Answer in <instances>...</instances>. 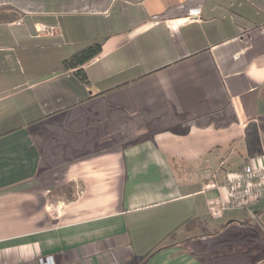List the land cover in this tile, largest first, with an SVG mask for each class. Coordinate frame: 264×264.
<instances>
[{
	"label": "crops",
	"instance_id": "obj_1",
	"mask_svg": "<svg viewBox=\"0 0 264 264\" xmlns=\"http://www.w3.org/2000/svg\"><path fill=\"white\" fill-rule=\"evenodd\" d=\"M262 159L264 0H0V264H264L201 174Z\"/></svg>",
	"mask_w": 264,
	"mask_h": 264
},
{
	"label": "built area",
	"instance_id": "obj_2",
	"mask_svg": "<svg viewBox=\"0 0 264 264\" xmlns=\"http://www.w3.org/2000/svg\"><path fill=\"white\" fill-rule=\"evenodd\" d=\"M201 174L205 188L218 193L207 203L208 215L214 221L220 220L228 212L251 213L252 207L264 200V159L248 163L240 170L226 174L223 179L217 170L210 167H206ZM39 264L53 262L51 258L47 261L41 259Z\"/></svg>",
	"mask_w": 264,
	"mask_h": 264
},
{
	"label": "trees",
	"instance_id": "obj_3",
	"mask_svg": "<svg viewBox=\"0 0 264 264\" xmlns=\"http://www.w3.org/2000/svg\"><path fill=\"white\" fill-rule=\"evenodd\" d=\"M102 48L103 41L77 47L75 53L69 59L64 61V69L66 71H76L77 75L81 77V80L86 81L87 77L84 67L101 54ZM80 190L81 188H78L76 185H67L57 189L55 194L57 197L63 196L70 200H74L80 193Z\"/></svg>",
	"mask_w": 264,
	"mask_h": 264
},
{
	"label": "rangeland",
	"instance_id": "obj_4",
	"mask_svg": "<svg viewBox=\"0 0 264 264\" xmlns=\"http://www.w3.org/2000/svg\"><path fill=\"white\" fill-rule=\"evenodd\" d=\"M20 22V21H19ZM15 35L20 41V45L22 47L26 48H33L36 51H40L42 49H56V47L59 45L60 41L58 39L56 40H46V39H40L39 37L36 39H32L29 37L28 32L25 31L22 28L15 29ZM84 49V48H83ZM64 68V66H63ZM49 69H45V71H48ZM65 70V69H64ZM252 226H254L257 230H261L262 226L261 223H251Z\"/></svg>",
	"mask_w": 264,
	"mask_h": 264
}]
</instances>
